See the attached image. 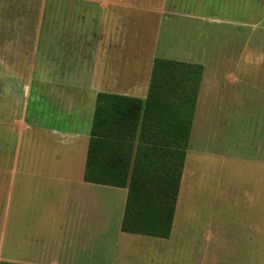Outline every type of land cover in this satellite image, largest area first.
I'll use <instances>...</instances> for the list:
<instances>
[{
    "label": "crops",
    "instance_id": "obj_1",
    "mask_svg": "<svg viewBox=\"0 0 264 264\" xmlns=\"http://www.w3.org/2000/svg\"><path fill=\"white\" fill-rule=\"evenodd\" d=\"M71 1L72 9L85 10L86 17L71 21L69 32L57 31L56 24L48 32L43 18L33 33L20 34L25 39L16 41V26L24 22L15 19L16 5L27 3L0 0V264H93L97 235L105 237V244L97 247L105 252L103 264H157L167 246L153 243L149 237L155 236L121 228L128 188L85 180L98 94L146 99L156 58L203 66L196 104L202 114L209 106L213 79L205 77L213 60H230L227 76L232 84L242 90L252 86L261 94L264 0L246 5L235 0L231 10L241 12V19L221 18L216 7L205 13L202 0ZM128 11L150 12L155 18L151 32L142 35L138 27H128ZM225 22L232 27L227 46L221 27ZM42 37L48 40L40 48ZM195 113L188 145L182 148L172 231L168 237H157L164 240L173 238L180 194L183 217L194 204L190 178H195L191 168ZM204 124L200 120L196 136L200 144ZM256 124L253 130L264 132V119ZM139 144L146 146L136 138L135 146ZM119 196L122 205L116 214ZM105 203L109 210L103 212ZM113 214L114 227L109 221Z\"/></svg>",
    "mask_w": 264,
    "mask_h": 264
},
{
    "label": "rangeland",
    "instance_id": "obj_2",
    "mask_svg": "<svg viewBox=\"0 0 264 264\" xmlns=\"http://www.w3.org/2000/svg\"><path fill=\"white\" fill-rule=\"evenodd\" d=\"M202 1L205 13H212L216 7L223 14L221 18L243 17L241 12L231 10L235 0ZM250 1L244 0L245 5ZM24 2L26 6L16 5L15 19L24 20L16 26V41L25 39L20 34L33 33L40 19H46L48 32H53L55 24L57 31L69 32L71 21L86 17L85 10L72 9L71 0ZM127 14L128 27H138L142 35L151 32V20L155 18H150V12L128 11ZM221 27L227 46L232 27L227 22ZM46 39L40 38V48L47 43ZM229 61L213 60V67L208 68L205 79H213L209 106L201 119L204 114L198 103L193 125L191 168L195 178L190 179L194 204L183 217L180 194L172 240L149 237L153 243L167 246L157 264H264V164L254 163L255 159L264 160V132L253 130L256 120L264 119V92L260 94L252 86H243L242 90L232 84L231 77L227 76L231 70ZM211 70L215 73H210ZM200 120H205L201 144L196 139ZM198 153L201 158L196 160ZM259 176L261 181L257 182ZM119 192L122 196L123 191ZM121 196L115 200L116 214L122 205ZM102 207L103 212L109 210L108 203ZM116 214L109 220L112 227ZM102 237L96 236L93 264H103L101 255L105 252L97 249L105 244Z\"/></svg>",
    "mask_w": 264,
    "mask_h": 264
},
{
    "label": "trees",
    "instance_id": "obj_3",
    "mask_svg": "<svg viewBox=\"0 0 264 264\" xmlns=\"http://www.w3.org/2000/svg\"><path fill=\"white\" fill-rule=\"evenodd\" d=\"M202 75L200 64L156 58L146 99L98 94L85 180L128 188L125 232L171 234Z\"/></svg>",
    "mask_w": 264,
    "mask_h": 264
}]
</instances>
